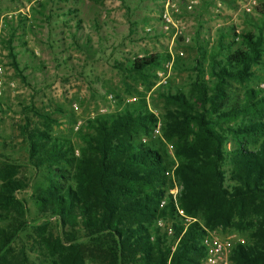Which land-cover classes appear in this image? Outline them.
I'll list each match as a JSON object with an SVG mask.
<instances>
[{"label":"trees","instance_id":"obj_1","mask_svg":"<svg viewBox=\"0 0 264 264\" xmlns=\"http://www.w3.org/2000/svg\"><path fill=\"white\" fill-rule=\"evenodd\" d=\"M231 31L222 30L212 56L213 86L199 79L192 97L164 94L173 108L163 119L137 104L98 116L81 132L78 155L71 140L23 128L31 165L46 172L36 204L61 229L55 236L47 234L48 221L41 227L44 246L56 259L53 264H86L87 259L96 264H201V239L206 230L218 229L250 231L252 242L235 248L232 261L264 264V93L247 89L241 101L229 93L231 81H250L253 68L263 63L264 34L242 35V46L232 50L236 42L226 41ZM223 51L228 53L220 58ZM9 53L20 73L14 49ZM168 59V54L140 58L129 71L144 75ZM243 117L247 124L224 126ZM159 122L162 138L173 146L175 165L163 148L143 138ZM4 167L0 207L14 227L0 230V264H9L11 245L27 227L16 216L14 222L10 219L25 214L15 194L26 186L14 180L16 166ZM174 168L179 207L197 220L186 231L168 195L174 181L165 173ZM165 198L168 203L161 208ZM161 219L171 222V237L158 227Z\"/></svg>","mask_w":264,"mask_h":264},{"label":"rangeland","instance_id":"obj_2","mask_svg":"<svg viewBox=\"0 0 264 264\" xmlns=\"http://www.w3.org/2000/svg\"><path fill=\"white\" fill-rule=\"evenodd\" d=\"M252 1L0 0V63L9 77L8 88H0V188L6 164L16 166L14 180L26 186L15 194L25 214H13L10 219L14 222L16 216L27 227L11 245L9 264H53L56 259L44 246L41 227L48 221L47 234L61 233L56 219H50L36 204L40 187L46 185V172L31 165L23 128L28 125L32 130L50 132L54 138L71 140L78 155L83 145L81 132H87V122L98 116L114 115L137 104L143 112L163 119L173 108L164 94L183 92L192 97L199 79L213 86L211 60L222 30L232 29L226 38L236 42L232 50L242 46V35L264 34V0H256L257 7ZM248 6L251 12H247ZM168 20L171 27L165 31ZM11 48L20 73L12 67ZM227 53L223 51L220 58ZM157 54H168L170 59L144 75L129 71L135 60ZM253 70L250 81H231L230 98L241 101L247 89L259 90L264 60ZM242 123L247 124L244 117L224 126ZM155 129L143 138L163 148L175 165L173 146L164 141L161 128L160 133ZM228 147L232 149L233 144ZM172 181L174 188L179 187ZM5 215L0 207V230L14 227ZM208 231L221 239L241 238L245 245L252 242L250 231ZM86 264L96 263L87 259Z\"/></svg>","mask_w":264,"mask_h":264},{"label":"built area","instance_id":"obj_3","mask_svg":"<svg viewBox=\"0 0 264 264\" xmlns=\"http://www.w3.org/2000/svg\"><path fill=\"white\" fill-rule=\"evenodd\" d=\"M168 5H170V2H167ZM252 6L257 7V1L253 0L251 2ZM247 12L252 11V7L248 6ZM171 27V22H165L163 25V29L165 31H169ZM258 89L264 93V78L259 82ZM2 94V91H0V95ZM114 96L112 94L109 95V99L112 100ZM161 123H159L155 129L156 133H160ZM175 168L173 170L166 171V176L169 178H172L175 180L174 176ZM180 193V187L174 188L168 192V195L173 197L174 203L176 205L177 212L182 219V222L185 227V231L187 230L188 226L192 223L196 222L197 220L189 217L185 214V212L179 207V201L178 196ZM168 203V200L165 198L161 202V208H164ZM158 227L161 228V230L165 233H167L168 236H172L174 231L172 228V224L170 226L166 225L164 220L158 221ZM245 240L238 239V240H231V239H221L219 236H217L214 233L209 232L206 230V233L201 239V246L204 248L205 251V258L204 263L205 264H234L231 257L233 254V251L235 250L237 245H245Z\"/></svg>","mask_w":264,"mask_h":264},{"label":"crops","instance_id":"obj_4","mask_svg":"<svg viewBox=\"0 0 264 264\" xmlns=\"http://www.w3.org/2000/svg\"><path fill=\"white\" fill-rule=\"evenodd\" d=\"M17 62H18V57H17ZM19 64V62H18ZM13 67V66H12ZM16 71V70H15ZM7 76V70L5 67L2 66L0 63V88H8V78ZM10 83V82H9ZM11 85L17 86L13 81L10 83ZM2 91V90H0Z\"/></svg>","mask_w":264,"mask_h":264}]
</instances>
